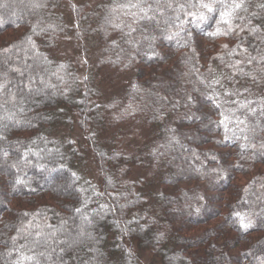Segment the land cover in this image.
I'll use <instances>...</instances> for the list:
<instances>
[{
    "label": "trees",
    "instance_id": "obj_1",
    "mask_svg": "<svg viewBox=\"0 0 264 264\" xmlns=\"http://www.w3.org/2000/svg\"><path fill=\"white\" fill-rule=\"evenodd\" d=\"M169 1L0 0V264H264V0Z\"/></svg>",
    "mask_w": 264,
    "mask_h": 264
},
{
    "label": "rangeland",
    "instance_id": "obj_2",
    "mask_svg": "<svg viewBox=\"0 0 264 264\" xmlns=\"http://www.w3.org/2000/svg\"><path fill=\"white\" fill-rule=\"evenodd\" d=\"M3 1V0H2ZM16 1H20L21 3H22V1L23 0H10V2H16ZM24 1H26V0H24ZM169 2H172V0H170ZM34 3L33 2H30L29 3V6L31 7V8H33L34 7ZM191 29V28H190ZM258 131L259 130V128L257 127H253L252 125H245L244 127H242L239 131H235V130H232V129H229V130H227L228 131V134H229V136L232 138V139H239L240 137H245V136H247V135H249V134H252V133H254L255 131ZM256 131V132H257ZM187 162V161H186ZM188 163V162H187Z\"/></svg>",
    "mask_w": 264,
    "mask_h": 264
}]
</instances>
